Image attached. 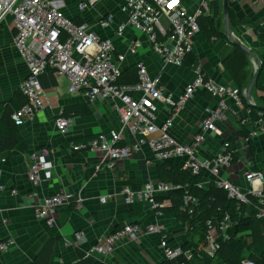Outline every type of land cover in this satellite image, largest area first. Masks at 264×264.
Here are the masks:
<instances>
[{"label": "crops", "instance_id": "1", "mask_svg": "<svg viewBox=\"0 0 264 264\" xmlns=\"http://www.w3.org/2000/svg\"><path fill=\"white\" fill-rule=\"evenodd\" d=\"M69 17L79 22H86L104 38L113 39L119 51L126 53L127 58L121 68L128 69L134 64L135 56L128 52V42L139 39L142 47L140 56L151 75H161L163 84L174 99L180 97L188 84L196 78V66L203 74L233 89H237L236 73L239 67L230 61L235 50V43L248 47L250 61V78L244 87L248 102L263 105V93L257 88L256 76L264 53V0H228L236 15L246 17L260 26L255 30L250 25L237 21L227 23L225 0H208L210 15L221 22L217 34L210 27L204 29L193 39L192 54L196 66L167 64L155 54L147 36L128 26L126 36L120 38L116 28L127 22L128 16L121 10L125 0H101L94 8L80 10L81 0H51ZM191 10L197 9L200 0H182ZM228 9V8H227ZM112 15L114 21L109 27H103L98 17ZM209 16V15H208ZM229 29V30H228ZM28 74V67L18 53L14 43L12 18L0 25V118L8 113L7 122L10 130L5 128L4 141L10 145L0 146V183L5 185L0 190V241L13 237L15 242L10 249H0V264H202L198 254L191 256L184 249L172 261L164 257L163 243L182 247L186 241L188 225L179 219L173 211L163 210L161 215L147 203L127 204L121 190L126 186L141 187L150 180L161 179L158 165L148 146L136 152L128 159L120 161L115 171L95 172L97 155L89 150L72 149V143L87 141L97 133L118 129L120 120L108 101L98 100L89 104L81 93L69 91L70 82L67 76L46 70L40 75L45 107L36 117L18 126L11 114L16 109L12 102L16 98L20 83ZM221 97L198 90L189 98L184 107L174 118L175 124L171 134L181 143H190L199 132L202 120L208 109L216 106ZM230 107L219 122L220 133L209 132L206 141L199 150V157H211L220 151L224 140L231 143L234 150L232 165L223 170L219 176L204 169L199 175V182L207 185L218 179L228 180L242 192L250 189L246 172L259 170L264 173V122L247 118L249 109L245 103H238L234 98L226 99ZM76 103H85L91 108L88 115L65 113L71 120L68 133H62L57 127V119L64 115V108ZM157 122H162L170 112V107L158 102ZM231 108L233 110H231ZM256 132L255 135L252 133ZM131 141L132 135L125 133ZM42 146L52 149V177L34 186L29 181L28 162L31 152ZM148 160L152 163H148ZM185 158L178 157L170 163L182 165ZM188 183H197L189 178ZM264 189V178L262 181ZM17 189L13 193L12 189ZM73 191L83 199L82 206L75 203L63 204L57 208L56 223L49 226L45 220L35 215L37 198L47 195ZM111 195L106 202L102 196ZM172 204L166 201V208ZM4 219H7L5 221ZM127 222H138L143 226L159 224L163 232L142 237L139 241L122 240L110 254H87L98 241L122 227ZM83 231L85 238L75 243L74 233ZM250 242L251 234L241 235ZM66 239L73 241L66 245ZM208 248L209 244L205 245Z\"/></svg>", "mask_w": 264, "mask_h": 264}, {"label": "built area", "instance_id": "2", "mask_svg": "<svg viewBox=\"0 0 264 264\" xmlns=\"http://www.w3.org/2000/svg\"><path fill=\"white\" fill-rule=\"evenodd\" d=\"M100 2L101 0H81L78 7L80 10L90 9ZM121 10L127 14L128 20L117 26L118 37L124 38L127 27L131 26L147 36L152 51L165 63L184 65L193 51V39L202 31L199 17L210 15L211 7L208 0H200L199 7L194 10L184 5L182 0H125ZM8 17L12 18L15 47L28 67V74L19 87L27 101L12 113L16 125L25 124L44 109L40 75L46 70H52L68 77L71 93H81L89 104L98 100L108 101L119 117L118 129L102 131L87 141L72 143L74 151L89 150L96 153L98 160L94 166L95 172L115 171L120 161L130 158L144 146H148L159 161L185 158L181 167L193 175H200L206 169L219 176L232 165L234 150L228 140H224L220 151L211 157L200 158L199 150L209 132L220 133L218 124L230 108L226 99L232 97L238 103H244L237 89L207 78L200 66H196V78L186 86L180 97L174 99L163 84L161 75H151L144 60L138 56L142 43L137 38L128 42V52L136 57L133 65H136L138 80L134 83H120L119 78L123 72L121 63L126 60V53L117 49L113 39L102 37L88 23L77 22L67 16L53 1L0 0V25ZM113 21L112 15L98 17V22L103 27H109ZM198 90L222 99L216 106L208 109L199 132L191 142L181 143L171 134L175 124L174 118ZM158 102L170 107L169 114L162 122H157L156 119ZM57 127L62 133H68L71 127L70 118L60 116L57 119ZM127 131L131 133L133 141L128 136L125 139ZM252 134L255 135L256 132ZM52 153V149L47 146L30 153L27 176L32 185L37 186L52 177ZM148 163L151 164L152 161L148 160ZM263 178L262 171L246 172V179L251 185L247 192H242L240 187L228 180L218 179L216 184L225 189L228 196L237 199L239 206L249 202L248 193L259 198L263 206L259 208L258 216L264 219V189L261 186ZM196 181L195 184L202 186L201 182ZM179 187L180 184L157 179L143 183L138 188L126 186L121 193L127 204L147 203L156 214L161 215L162 208L166 207V201L170 199L158 201L157 196ZM4 189L5 185L0 183V190ZM11 191L18 192L15 188ZM35 196V215L38 219L45 220L49 226L55 225L56 211L60 205L75 203L76 207L80 208L83 201L82 197L73 191L47 195L42 199L37 193ZM110 196H102L101 201L106 202ZM199 204V197L188 189L182 198L180 210L191 214ZM207 224L209 246L205 249L213 254L220 247V236L229 239L228 231L233 222L227 214L218 226L211 220H208ZM164 229L159 224L143 226L138 222H127L95 243L87 254L106 256L113 252L122 240L139 241L146 235L159 233ZM84 238L83 231L74 233L75 243L80 244ZM14 242V238L9 236L0 241V249L6 251ZM72 243V240L66 239V245ZM163 245L164 257L168 261H172L184 250L182 247L167 244V241H164ZM186 252L190 257L191 252ZM242 264L259 263L255 259L244 257Z\"/></svg>", "mask_w": 264, "mask_h": 264}, {"label": "trees", "instance_id": "3", "mask_svg": "<svg viewBox=\"0 0 264 264\" xmlns=\"http://www.w3.org/2000/svg\"><path fill=\"white\" fill-rule=\"evenodd\" d=\"M228 16L230 21H237L243 25H250L256 31L260 29V26L256 25L252 20L246 17L239 18L231 7H228ZM199 23L202 30L205 25L206 27H210L216 34L221 25V22L211 15L200 16ZM229 58L233 65L240 68L236 73L237 91L249 109L247 118L256 121L262 120L264 122V110L260 109L257 105L250 104L244 94V87L250 78L251 72L250 61L245 48L235 43V50ZM195 61L191 52L187 57L186 64L189 66H196L194 65ZM256 77L255 81L257 88L263 93L261 100L264 105V53ZM137 80L138 74L136 65H132L124 70L119 78L120 83H134L137 82ZM16 94L18 95L16 98L12 99V102L14 104L13 107L17 109L22 106L27 99L20 89ZM65 113H72V115H88L91 113V108L85 103H76L65 107L64 116ZM8 115L9 114L6 113L0 118V146L3 148L10 146L4 141L5 128L10 127L6 119ZM7 129L10 130L9 128ZM158 168L162 180L181 185V187L164 195L157 196V200L162 201L164 199H170L172 201L171 206L162 209L173 211L181 221L187 223V237L182 246L183 249L191 250L193 253L198 254L202 264H242V259L244 257H250L255 259L259 264H264V219L258 216L259 208L263 205L259 198L248 193L249 202L241 203L239 206L237 199L228 196L227 191L219 187L213 181L202 186L195 183H188V185L185 186L189 178L199 180V175H193L188 170L181 169L179 166L170 163V161L159 164ZM188 189L198 196L200 200V204L196 211L191 214L180 210L182 198ZM227 214L233 222L231 229L228 231L229 239L220 236L218 239L220 247L213 254H210L205 249L208 235L207 221L211 220L215 226H218ZM244 233L251 234L250 242H246L245 239L247 238L241 237ZM162 264H166V261Z\"/></svg>", "mask_w": 264, "mask_h": 264}, {"label": "water", "instance_id": "4", "mask_svg": "<svg viewBox=\"0 0 264 264\" xmlns=\"http://www.w3.org/2000/svg\"><path fill=\"white\" fill-rule=\"evenodd\" d=\"M224 4H225V14H226V17H227V23H229V19H228V0H225V2H224ZM229 30V29H228ZM244 48H245V50L248 52V53H253L252 52V50L250 49V48H248V47H245V46H243ZM257 78V77H256ZM252 105H256V104H254V103H251ZM260 109H263L264 110V105H257Z\"/></svg>", "mask_w": 264, "mask_h": 264}]
</instances>
